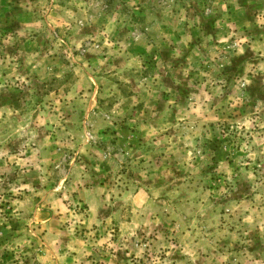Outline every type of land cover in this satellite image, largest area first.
I'll list each match as a JSON object with an SVG mask.
<instances>
[{
    "label": "rangeland",
    "instance_id": "1",
    "mask_svg": "<svg viewBox=\"0 0 264 264\" xmlns=\"http://www.w3.org/2000/svg\"><path fill=\"white\" fill-rule=\"evenodd\" d=\"M130 6L0 0V264L36 263L46 226L34 214L54 201L90 264H264V0H146L160 13L152 28ZM128 94L163 122L148 161L161 136L165 164L182 172L134 200L149 226L116 224L133 211L114 189L133 157L114 135ZM95 150L116 218L88 226L69 183Z\"/></svg>",
    "mask_w": 264,
    "mask_h": 264
},
{
    "label": "crops",
    "instance_id": "2",
    "mask_svg": "<svg viewBox=\"0 0 264 264\" xmlns=\"http://www.w3.org/2000/svg\"><path fill=\"white\" fill-rule=\"evenodd\" d=\"M120 1L125 4H131L130 17L133 19L141 18V20H143L142 24L145 25V28H152L155 27V25L160 24V13L158 12L157 14L154 11L152 12L145 9L144 3L146 0ZM134 1H137L140 4L132 7ZM120 18V14L115 13V17H113V26L117 29L115 31L116 33L118 30L120 31L122 25V20H120ZM145 18L149 21L147 20L146 22ZM151 18H154L153 22L150 21ZM132 22L134 21L132 20L127 23L126 28H128V30L136 25ZM148 44L150 45L151 42L149 41L146 44L147 47L149 46ZM135 55L138 59V54L135 53ZM158 78H161L159 72ZM144 79H146L144 82H149L150 80H153V77L149 75L148 77H144ZM132 85L138 87V85L135 84V81ZM126 97L127 98L122 96V99L128 100L129 103H123L122 105L116 106L117 113L126 117L117 118V126L114 135L116 137V144L127 147V151L131 152L133 157H130L128 161L130 165L126 167V173L120 172L121 174H118V177L124 175L123 177L128 180L126 188L120 190L114 185V189H118V192L121 194L128 195L133 207L134 200L137 196L141 194L146 195V193H150V190L156 187H166V182H168L170 177H180L182 176V172L177 171L174 167L170 169L165 164V157L160 153L161 148L163 147L162 143H160L161 136H154L155 141L152 142L156 144V147L152 156L153 161H148L150 159L149 148H147L148 140L151 139L153 131L156 132V130L162 127L163 122H161V120L159 122L154 118L149 119L145 118L143 115H139L140 113L143 114L145 107L143 108L130 101L136 99L134 94H128ZM127 105H130V109L127 108ZM125 109H128L127 112H125ZM135 112L137 114H135ZM150 112L151 109H149V113ZM157 117H160V114H158ZM157 133L159 134V131ZM83 160H85V162L82 163V165L87 166V168H82V170L77 173V176H75L76 179L69 183V192L75 190L77 192V197L82 204L85 205V214L81 217L80 215L78 216L81 218L80 222H83L84 225L88 226L102 223L103 219L111 222V218L116 217H114V215L107 217V209L110 203L109 201H105V196L108 195L109 190L113 189V186H106L103 182L104 175L101 172V165L104 160L100 158L97 150L93 151L92 154L84 155ZM133 165H135V169L133 168ZM145 167H147V169ZM132 170L135 173H132ZM169 171L170 173L168 174ZM142 180L144 182L143 184ZM131 186L133 187L132 189ZM132 209V214H128L126 218L116 222L118 226L125 225L136 227L141 225H151V216H148L145 212H143V214L135 212L134 207ZM40 210L42 211L36 212L34 217L35 221L39 222V225L44 226V228L46 226V243L40 241V243L43 244L42 247H38L37 243L36 246L34 244L30 245L31 252L36 261V263L33 264H90L93 260L92 254H94V251L89 244L85 243V239L80 238V235L76 236L71 232L68 226H65L66 206L61 202L58 203L54 201L52 205L47 207V209L41 208ZM43 210L46 211L44 212ZM59 212H62V214L59 215ZM54 213H56V215H54ZM68 219H70V217H68ZM36 241L39 242V239H36ZM104 259L111 261L109 257Z\"/></svg>",
    "mask_w": 264,
    "mask_h": 264
}]
</instances>
